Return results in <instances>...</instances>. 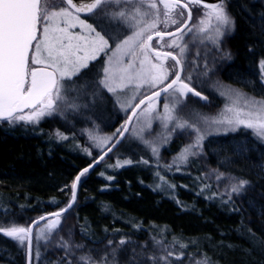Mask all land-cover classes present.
Returning <instances> with one entry per match:
<instances>
[{"label":"trees","instance_id":"1","mask_svg":"<svg viewBox=\"0 0 264 264\" xmlns=\"http://www.w3.org/2000/svg\"><path fill=\"white\" fill-rule=\"evenodd\" d=\"M224 1L235 23L222 78L241 88L243 80L262 88L264 0ZM95 74L89 72V80ZM67 113L62 121L52 116L39 124L0 121V223L27 227L65 207L78 171L104 151L93 150L90 136L81 132L83 112ZM118 122L115 116L106 129H116ZM216 140L210 159H231L226 171L250 184L237 202L214 201L188 187L175 186L166 196L157 189L149 159L131 156L129 165L115 167L106 160L111 153L81 178L75 204L57 229L39 241L36 232L45 222L34 229L32 264H84L81 257L90 258L89 264H197L205 258L209 264H264V142L247 132ZM233 144L237 155L230 149L222 156ZM0 264H26V241L21 246L0 234Z\"/></svg>","mask_w":264,"mask_h":264},{"label":"snow or ice","instance_id":"2","mask_svg":"<svg viewBox=\"0 0 264 264\" xmlns=\"http://www.w3.org/2000/svg\"><path fill=\"white\" fill-rule=\"evenodd\" d=\"M122 4L133 7H120ZM109 5H115L117 10L103 11ZM193 6H202L203 16L209 21L215 20L217 40L224 34L222 29L231 30L234 27V19L227 12L224 0H216L213 4L206 3L205 0H0V120L9 123H36L42 117L56 112L61 103L69 104L72 108L78 107L65 98L62 90L67 91L66 82L72 81L74 77L85 79L87 86L89 72L95 68L90 62L102 59L103 54L106 59H103L101 69L96 74L98 78L94 81V86L106 89L116 97V102L122 108L132 111V116L122 126V130L118 129L114 136H123L129 131L128 124L133 116L144 118L145 126L140 128L139 133L144 132L145 128L150 129L154 118L161 121L164 129L168 128L169 122L175 120L172 131L176 128H192L197 133L195 142L184 148L178 157L186 160L188 154H194L191 149L197 147L204 136L194 124L174 115L178 111L177 105L182 101H168L177 94L184 97L188 93L207 99L201 92L190 87L181 76L184 70L182 56L187 47L182 46L181 41L185 31H191L188 22L192 19ZM98 10L101 15H97ZM185 12L187 19H183ZM81 14H85V18H81ZM105 19L109 23L115 21L118 31L110 30L104 24ZM204 22L203 19L199 21L201 25ZM200 31L206 29L201 27ZM165 37L169 39L166 41ZM169 60L174 63L168 64ZM260 69L264 74V60L260 61ZM186 79L191 80V77ZM143 89L152 91L133 106V101L142 95ZM127 93L132 95L122 101L120 94ZM161 97L165 101L163 112L153 117ZM246 104L250 105L248 111L228 107L226 111L232 113L231 117L220 121L213 119L211 123H226L232 126V131L239 127L251 129L257 136L264 138V100L250 99ZM142 105L146 106L141 108ZM137 109H140L139 113ZM57 135L61 139L67 138L60 133ZM90 139L103 148L112 137L90 134ZM144 142L148 144V141ZM111 150L109 147L108 151ZM152 152L158 154V149L152 147ZM103 159L101 156L100 160ZM144 163L148 161L145 160ZM93 166L90 164L76 176L70 186L71 197L64 208L39 217L27 227L16 226L15 223L10 226L0 223V234L19 241L21 246L25 241L28 242V264H32L33 259V225L45 221L43 227L36 232L37 241L43 237V233L51 234L57 229L63 214L76 201V190L81 178ZM120 166L122 165L118 161L115 167ZM160 179L163 180L164 177L161 176ZM247 183L248 181L242 180L239 187L233 186L232 190L238 192ZM67 187L66 185L65 188ZM125 243L124 240L120 241L121 245ZM180 246L187 247L183 244ZM61 247L68 250L67 244H62ZM40 255L37 246V262ZM80 259L84 264H89L90 258ZM197 264H209V261L205 258L203 262L197 261Z\"/></svg>","mask_w":264,"mask_h":264},{"label":"rangeland","instance_id":"3","mask_svg":"<svg viewBox=\"0 0 264 264\" xmlns=\"http://www.w3.org/2000/svg\"><path fill=\"white\" fill-rule=\"evenodd\" d=\"M120 7L130 9L133 6L122 4ZM105 9H107V12L117 10L115 5H109ZM203 12L204 9L202 6L192 7V21L189 25L191 31L186 30L184 38L181 41L182 46H187L182 56L184 64L182 78H185V82L189 83L190 87H193L195 91L201 92V95L206 96L207 99L203 100L200 97L188 93L184 97H180L177 94L175 98L170 97L168 101L169 103L173 99L182 101V103L177 105L178 111L174 115L181 120H187L189 123L194 124L204 136L200 144L191 149V153L194 154H188L186 160L178 159L182 150L193 144L196 140L197 133L192 128H176L175 131H172L176 123L173 120L169 122L168 128L164 129L161 121L154 118L151 122V128H145L144 132L139 133L140 128L145 126V121L143 117L137 115L122 145L106 160H110L116 164L120 161V164L129 165L130 163H125V161H130L129 157L131 156H136V159L142 157L149 159L155 166L153 180L157 189L169 197L175 192L174 188L176 186L178 188L188 187L190 190L204 197L213 198L214 201L224 199L237 202L244 193L249 191L250 184L247 183L238 192L232 190L233 186L239 187L240 181L242 180L226 171V168L231 167V159L229 160L226 157L210 159V155L213 152L216 153V149L211 148L212 142H216L218 137L234 136L240 132H247L261 142H264V138L257 136L251 129L239 127L236 131H232V126L226 123H211V121L213 119L220 121L231 117L232 113L226 111L228 107L248 111L250 105L246 104L247 100H264V74L261 73L260 69V61L264 60V58L258 61V73L262 88H253L252 82L246 80L241 82L242 87H244L241 88L240 86L232 84V80L228 79L226 75L223 76L224 78L226 77L224 80L222 78V68L226 63L231 61L228 39L233 34L234 27L231 30L222 29L224 34L217 40L215 20L209 21L208 18L203 16ZM183 19H185V14ZM202 19L205 21L203 25L199 23ZM104 24L110 30L118 31L115 21L109 23V20L105 19ZM201 27L206 29V31H200ZM169 30L171 31L172 29L170 28ZM73 31H79V29H73ZM168 39L165 40L167 41ZM154 46L156 45L154 44ZM165 50L178 51V49ZM101 57L102 59L98 58L96 61L90 62L91 65H95L94 69L96 74L101 69L103 59H106V57H103V54H101ZM167 63L172 64L173 62L169 60ZM189 76L191 80L186 79ZM97 78L96 75V77L90 79L87 86H85V79L74 77L72 81H67V91L64 92L62 90V92L68 101L78 105V107L72 108L69 104L61 103L58 105L57 113L54 112L52 115L42 117L36 123L29 124H39L46 117L50 118L52 116H58L59 121H62V116H66L68 111L74 109L80 110L83 114L79 118L78 123L84 135L90 136L91 134L96 137H112L103 148L98 147L93 139L88 138L92 141L93 150L101 153L116 139L118 135L114 136V134L117 133L118 129H122L131 109L122 108L116 102V97L106 89L96 88L94 81ZM246 87L249 89H246ZM150 91L152 90L143 89L142 95H139L133 101V106L144 95L149 94ZM120 95L121 100L126 101L132 94ZM164 102L163 97H161L156 105V112L153 113V117L157 113L163 112ZM25 111L27 112L28 110ZM115 116L119 119L118 127L109 131L106 128L113 122ZM21 122L28 123L25 121ZM134 129L135 132L133 131ZM136 133H139V135ZM145 140L148 141V144H145ZM234 146L235 144L233 146L231 145V148H224V152L221 155L225 156L230 149L237 155V151L233 149L235 148ZM152 147L158 149V154H153ZM104 162L102 161V163ZM232 165L235 164L232 163ZM161 176L164 177L163 180L160 179Z\"/></svg>","mask_w":264,"mask_h":264},{"label":"water","instance_id":"4","mask_svg":"<svg viewBox=\"0 0 264 264\" xmlns=\"http://www.w3.org/2000/svg\"><path fill=\"white\" fill-rule=\"evenodd\" d=\"M205 2L206 3H209V4H213V3H215L216 2V0H205ZM185 19H187V12H185ZM192 20V19H191ZM191 20L188 22V26H189V24H190V22H191ZM168 37H165V39H167ZM173 62V61H172ZM174 63V62H173ZM182 74H183V72L181 73V76H182ZM142 98H144V97H142ZM141 98V99H142ZM139 102V101H138ZM137 102V103H138ZM144 106H146V105H142L141 106V108H143ZM140 111V109H137V113ZM130 116H132V111H130V113H129V115H128V117H127V119H126V121H128L129 120V117ZM134 118H135V116H133V118H132V121H131V123L130 124H128V129H130V127H131V124H132V122H133V120H134ZM0 121H6V120H0ZM125 121V122H126ZM124 125H125V123H124ZM122 130V129H121ZM127 133H128V131L126 132V133H124V135L123 136H117L116 137V139L99 155V156H97L90 164H92V165H94L92 168H90L89 169V171L88 172H90L91 170H93L95 167H97L103 160H105L111 153H113L119 146H120V144L123 142V140H124V138L126 137V135H127ZM109 147H111L112 148V150L109 152L108 151V148ZM101 156H103L104 157V159L103 160H100V157ZM99 161V163H94L95 161ZM90 164H88L87 166H85V167H83V168H81L79 171H78V173L76 174V176L77 175H79L85 168H88L89 167V165ZM87 174V173H86ZM76 176H75V178H76ZM75 178H74V180H75ZM78 187H79V184H78ZM78 187H77V190H76V196H77V191H78ZM75 204V203H74ZM73 204V205H74ZM64 208V207H63ZM70 210V209H69ZM58 211V210H57ZM54 212H56V211H54ZM51 213H53V212H51ZM67 213V212H66ZM66 213H64V214H66ZM48 214H50V213H47V214H44V215H42V216H47ZM63 214V215H64ZM39 217H41V216H39ZM38 217V218H39ZM38 218H36V219H34V220H32V221H35V220H38ZM43 222H45V221H40V224L41 223H43ZM30 224H32V222L30 223ZM29 224V225H30ZM39 224V225H40ZM28 225V226H29ZM38 225H33V232H34V229L37 227ZM32 243H33V233H32ZM27 252H28V242L26 241V264H28V256H27Z\"/></svg>","mask_w":264,"mask_h":264},{"label":"flooded vegetation","instance_id":"5","mask_svg":"<svg viewBox=\"0 0 264 264\" xmlns=\"http://www.w3.org/2000/svg\"><path fill=\"white\" fill-rule=\"evenodd\" d=\"M103 11L107 12V9L104 8ZM191 11H192V9H191ZM97 15H101L100 10L97 11ZM81 18H85V14H81ZM104 21H105V20H104ZM191 21H192V20H191ZM89 22H91V21H89ZM190 24H191V22H190ZM190 24H189V25H190ZM154 44H155V42H154ZM170 61H171V60H170Z\"/></svg>","mask_w":264,"mask_h":264}]
</instances>
